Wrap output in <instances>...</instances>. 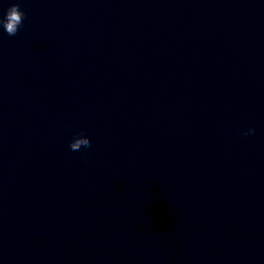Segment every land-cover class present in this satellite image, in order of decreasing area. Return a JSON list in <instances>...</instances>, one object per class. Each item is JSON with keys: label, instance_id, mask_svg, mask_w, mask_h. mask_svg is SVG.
Listing matches in <instances>:
<instances>
[{"label": "water", "instance_id": "obj_1", "mask_svg": "<svg viewBox=\"0 0 264 264\" xmlns=\"http://www.w3.org/2000/svg\"><path fill=\"white\" fill-rule=\"evenodd\" d=\"M111 264H264V0L175 1Z\"/></svg>", "mask_w": 264, "mask_h": 264}, {"label": "clouds", "instance_id": "obj_2", "mask_svg": "<svg viewBox=\"0 0 264 264\" xmlns=\"http://www.w3.org/2000/svg\"><path fill=\"white\" fill-rule=\"evenodd\" d=\"M25 12L20 7L18 3H11L4 11L3 15L0 16V28L7 32L9 35H15L19 27L23 23L25 17ZM255 132V129L249 128L244 135H250ZM91 141L85 140L83 138H77L69 146L71 153L80 154L83 151H86L90 148Z\"/></svg>", "mask_w": 264, "mask_h": 264}]
</instances>
